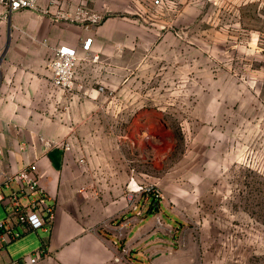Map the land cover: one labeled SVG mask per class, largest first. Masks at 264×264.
I'll return each instance as SVG.
<instances>
[{"label":"rangeland","instance_id":"obj_1","mask_svg":"<svg viewBox=\"0 0 264 264\" xmlns=\"http://www.w3.org/2000/svg\"><path fill=\"white\" fill-rule=\"evenodd\" d=\"M82 1L65 6L75 12ZM87 8L100 16L89 27L106 23L113 51L125 47L110 60L108 100L53 88L47 114L64 120L70 144L99 149L96 178L123 190L128 178L112 224L136 226L139 205L156 264H264V0ZM66 22L72 39L89 25Z\"/></svg>","mask_w":264,"mask_h":264},{"label":"crops","instance_id":"obj_2","mask_svg":"<svg viewBox=\"0 0 264 264\" xmlns=\"http://www.w3.org/2000/svg\"><path fill=\"white\" fill-rule=\"evenodd\" d=\"M48 1L41 0L40 6L47 7ZM55 12L52 8L51 16L25 10L0 18V182L5 172L35 162L40 183L56 204L52 227L26 233L7 245L0 252V264H16L42 246L48 255L37 264H156V245L146 248L141 236L145 228L140 224L145 219L139 205L136 226L112 224L126 207L122 202L127 197L128 178L124 190L120 183L114 189L107 180L96 178L98 165L91 155L99 149L76 145L75 134L70 144L64 120L47 114L53 94L48 62L56 47L71 44L81 48L84 41L93 39L88 58L98 54L99 60H81L77 82L92 103L100 105L108 100L99 88L106 90L110 60L117 52L124 55V44L113 51V36L104 34L106 23L82 27L79 38L72 39L73 25L57 19ZM94 66L101 70L97 81L99 69ZM94 83L100 86L94 87ZM3 210L0 204V220ZM147 234L154 238L156 232Z\"/></svg>","mask_w":264,"mask_h":264},{"label":"built area","instance_id":"obj_3","mask_svg":"<svg viewBox=\"0 0 264 264\" xmlns=\"http://www.w3.org/2000/svg\"><path fill=\"white\" fill-rule=\"evenodd\" d=\"M68 0H49L47 7H41V0H0V18H5L20 11H38L41 14H50L52 8L56 9L55 17L61 20L80 19L91 25L100 23L98 14H90L87 0L81 2L75 12L65 6ZM95 1V0H91ZM98 1V0H97ZM152 6L160 5L162 0H149ZM93 39L83 42L81 48L71 44H63L53 50V56L48 62L51 73V84L54 89L64 94L73 95L74 91L84 90V86L77 82L79 62L91 60L97 62L99 55L92 53ZM85 55L84 56H82ZM84 57V58H83ZM99 91L104 93L105 88L100 86ZM86 93V91H84ZM69 150V144L65 145ZM3 155L0 148V156ZM83 162V161H82ZM40 174L36 163L24 166L16 172H5L0 182V204L5 207L6 216L0 222V252L6 246L20 239L26 233L40 229L49 230L55 220L56 204L40 183ZM10 193L6 194L5 190ZM18 226L21 231L16 230ZM48 255L47 249L42 246L32 254L25 255L16 261V264H37Z\"/></svg>","mask_w":264,"mask_h":264},{"label":"trees","instance_id":"obj_4","mask_svg":"<svg viewBox=\"0 0 264 264\" xmlns=\"http://www.w3.org/2000/svg\"><path fill=\"white\" fill-rule=\"evenodd\" d=\"M157 208H158V207H157V205H156V209H157ZM151 213L153 214V213H154V211H152Z\"/></svg>","mask_w":264,"mask_h":264},{"label":"water","instance_id":"obj_5","mask_svg":"<svg viewBox=\"0 0 264 264\" xmlns=\"http://www.w3.org/2000/svg\"><path fill=\"white\" fill-rule=\"evenodd\" d=\"M7 48H5V51H6Z\"/></svg>","mask_w":264,"mask_h":264}]
</instances>
